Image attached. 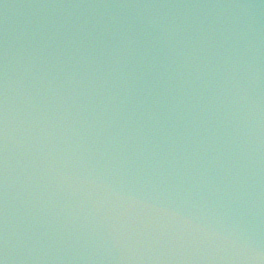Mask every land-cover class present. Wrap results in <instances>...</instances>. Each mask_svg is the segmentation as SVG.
Wrapping results in <instances>:
<instances>
[{
	"label": "water",
	"instance_id": "95a60500",
	"mask_svg": "<svg viewBox=\"0 0 264 264\" xmlns=\"http://www.w3.org/2000/svg\"><path fill=\"white\" fill-rule=\"evenodd\" d=\"M57 1L0 0V69L5 73L0 82L6 83L0 85V118L7 119L9 133H16L19 138L14 149L16 154H28L29 149L38 147L40 152L45 151L44 154H34V159L29 161H32V165H48L56 171L54 176L50 171L24 176L19 168H15L14 171H5L0 175V218L6 222L5 232L8 231V226L10 229H17V223L34 224L36 227L63 226L64 223L69 224L67 229L73 231L75 226L70 217L74 215L68 213L64 216L60 209L66 205H74L73 213H76L86 211L89 207L86 203L94 205L89 208L91 211L98 207V196L88 194L85 184L81 187V182L76 177L71 178L65 174V170L72 165H68L70 160L59 156V151L65 150L62 141L72 151H80L79 154L83 156H77L76 160L84 162L86 167H89L93 146L86 142V136L90 135L89 138L96 140V144L102 140L108 142V147L102 145L107 149L106 155H112L113 149L120 147L133 152L135 160L153 159L161 167L165 162L163 171L160 170L161 175L177 170L172 162L177 167L187 162L204 167L207 172L212 168L218 171L224 169L229 171V176L233 173L239 177L243 167L238 164H251L253 159L256 161L261 156L258 147L264 152V111L250 106L252 99L243 94H239L237 102L232 104L230 100L222 98L221 87L212 81L205 83L197 79L198 74H202L200 68L204 67L203 64L210 65L214 60L211 44L224 51L221 55L225 58L226 65L232 60L228 46H234L232 36L236 37L237 34L224 40L225 31L234 29L227 27L220 30L217 22L219 19L223 20L227 9L233 16L236 14L237 18V13L241 12L240 9L235 12L237 0H230L229 4L226 1L222 3V0H192L190 3L186 0H69L71 3L63 4L61 8L57 7ZM65 7L66 11L63 12ZM114 18L120 20V31L113 28L111 20ZM165 18L171 23L170 29L159 28L160 21ZM207 19L209 24L206 23ZM108 33L114 34L113 37L109 38ZM173 39H176L174 41L180 49L177 55L172 56L167 50ZM194 44L204 49V59L200 61L202 66L197 65V68L194 63L200 60L196 58L201 52L193 49ZM157 52L165 63L164 68H159V71H163L161 75L169 78L179 94L174 92L173 86H166L161 78L155 77V73L146 70L149 60L143 61V58L153 57ZM235 53L233 55L236 58ZM238 62L237 66L241 60ZM232 78L238 81L237 76L233 75ZM251 81L258 93L262 87L261 82L257 79ZM25 85L35 90L28 97L34 99L41 110L27 106L24 116L20 117L19 108L11 96L16 94V89H23ZM44 95L51 99V110L47 109ZM64 104L82 105L83 110L89 112L101 108L105 113L97 111L98 114L106 117L108 112L117 113L118 121L123 119L119 121L123 130L138 134L141 142L143 139L147 140L157 150H164L169 158H148L150 151H141L135 142L126 140L124 133L111 137L110 134L103 133V126L89 128L83 122L80 124L76 121L75 117L54 114L59 113V107ZM42 124L52 130V138L43 131ZM145 125V129L139 131L138 126L141 128ZM0 127L5 126L0 123ZM259 129L261 135L256 134L253 139ZM231 142L239 147V151ZM24 143L28 148H22ZM242 144L247 146L245 148L248 151L241 150ZM6 145L5 141H0V152H10ZM215 148L225 149L226 152L220 156L204 153L213 152ZM95 154L99 155L96 160L100 161L106 156L98 152ZM234 154L240 156L241 162L236 164V168H231L226 159ZM74 167L81 169L76 164ZM259 168L264 169V162ZM152 170L144 171L151 173ZM26 178L31 182H40V185L44 184L39 194L46 188L49 190L45 193L48 194L47 199L43 201L48 206L45 210L40 203L35 205L30 198L23 197L22 183ZM64 178L68 181H64ZM152 179L147 175L138 183L144 188V183L148 184ZM244 179L248 182L253 180L246 174ZM55 181L61 187L52 191ZM123 185L127 196H130L131 182L128 177L124 178ZM148 186L154 187L151 184ZM90 199L96 201L93 203ZM140 205L138 203L134 208L130 206L124 214L119 212L123 204L116 202L113 208L108 203L110 208L102 209L101 213L105 218L112 217L115 226L120 224L124 226L123 229L133 224L153 228L151 223L140 218L138 210L146 207ZM48 208L51 211H47ZM95 214L83 230L105 228L101 215ZM260 215L263 217L264 213ZM231 218L230 216V221L233 220ZM237 224L235 222L232 225ZM257 224L262 223L257 219ZM243 226L244 232L251 236L243 243L238 236L241 231H236L231 250L237 248L244 251L249 259L254 260L256 255L259 259L260 255H264V250L254 247L264 241V230L262 233H254L248 224ZM58 237L57 235L52 242L55 246V258L58 256L54 262L52 259V264H92L90 260L85 262L76 254L65 259L60 255L61 249L57 248L61 245V241H56ZM38 249L42 250L43 247L38 246ZM58 251L59 254L56 255ZM261 259L262 257L259 260ZM8 263L27 264L25 259H9Z\"/></svg>",
	"mask_w": 264,
	"mask_h": 264
}]
</instances>
